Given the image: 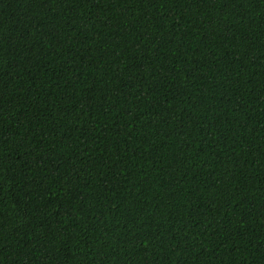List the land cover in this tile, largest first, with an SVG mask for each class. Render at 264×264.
I'll return each instance as SVG.
<instances>
[{
	"label": "trees",
	"instance_id": "trees-1",
	"mask_svg": "<svg viewBox=\"0 0 264 264\" xmlns=\"http://www.w3.org/2000/svg\"><path fill=\"white\" fill-rule=\"evenodd\" d=\"M0 264H264V0H0Z\"/></svg>",
	"mask_w": 264,
	"mask_h": 264
}]
</instances>
